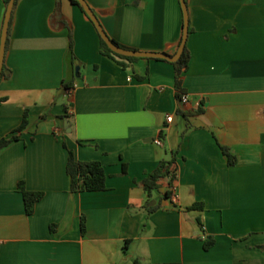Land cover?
I'll use <instances>...</instances> for the list:
<instances>
[{
	"label": "crops",
	"instance_id": "1",
	"mask_svg": "<svg viewBox=\"0 0 264 264\" xmlns=\"http://www.w3.org/2000/svg\"><path fill=\"white\" fill-rule=\"evenodd\" d=\"M86 2L120 44L177 53L180 0ZM186 5L184 103L170 62L121 67L101 53L95 25L71 0L18 1L0 81V139L20 129L26 111L28 123L0 151V264H264V0ZM5 12L0 0V44ZM65 144L77 160L104 165L106 190L71 191ZM174 156L175 193L163 199L164 184L149 203L162 207L150 214L142 181ZM21 181L45 194L31 216ZM196 204L203 208L189 210ZM208 237L215 244L206 250Z\"/></svg>",
	"mask_w": 264,
	"mask_h": 264
},
{
	"label": "trees",
	"instance_id": "2",
	"mask_svg": "<svg viewBox=\"0 0 264 264\" xmlns=\"http://www.w3.org/2000/svg\"><path fill=\"white\" fill-rule=\"evenodd\" d=\"M18 1L19 0H15V5H14L13 12H12L11 20H10L8 37H7V42H6V52H7L8 45H9L10 30L12 26L13 17H14V11L18 4ZM71 1L73 4H76L77 6H79L80 9L87 16L84 9L78 3L77 0H71ZM9 2L10 0H4L6 11H7V6ZM57 10L58 11L60 10L59 1L57 4ZM5 15H6V12H5ZM88 19L90 18L88 17ZM191 32H192V28L190 27V21H189V34ZM182 39H183V34L180 39L178 49L181 46ZM111 40L116 45L120 46L121 48L128 49V50H135V49H132V48H129V47H126L120 44L113 38H111ZM70 47H71V50L73 51L72 39H71ZM100 48H101V53L103 55L108 56L109 58L113 59L123 68H126L130 63L136 62L141 59L149 60V58L124 57V56L118 55L108 47V45L104 42V40L101 37H100ZM6 52H5V55H6ZM190 60H191V52L188 49L187 43H186V46H185V49L182 55L177 61L170 62L168 60H163L166 62H170L174 66L176 97L180 101H182L183 95L186 94V90L183 87V76H184V73L189 68ZM73 61L75 63L74 55H73ZM5 70H8V69H7L5 60H4V71L2 74V78L8 76L5 73ZM148 76L149 74L147 73L146 76H138L137 78L140 80H144ZM63 88L65 91H67L68 94H70V91L73 89V86L71 84H64ZM6 100H7L6 98H0V106ZM197 112L199 113L201 111H197ZM194 113L195 112H187V113H184V115L188 117ZM61 119H66V120L71 121L73 117L69 114H66L62 116ZM27 123H28V112L26 111L22 125L20 129L17 130V132L22 131V129L27 125ZM15 133L12 134V136L10 137H5V138L0 139V151H2L8 145H10L11 143L19 139V137L15 135ZM65 148L68 150L67 173L71 180V191L80 193V192H98V191L106 190L107 189V184H106L107 174H106L104 165L100 161H79L76 159L74 152L71 149H69L66 144H65ZM220 148L223 154L227 157L228 164L230 166H234L236 164V157L231 153L230 149L225 146H220ZM177 181H178V166L176 164L175 156L169 161L162 160L153 171H151L150 173L146 175V177L142 181V184H143L144 191L148 196V202H147L146 208L150 214L154 213L155 211H157L158 209L162 207L161 201H159L155 206L149 207V203L152 201V198L154 197V195L159 192V190L164 186V184H166L167 190L164 193L163 199H171L175 193V187H176ZM18 188L23 196L26 214L28 216H31L35 211L36 205L44 198L45 194L44 192H41V191L28 190L26 188L25 183L22 181L18 183ZM202 208H203L202 204H196L189 210L202 209ZM81 227H82V233L85 234L86 232V218L85 217L82 218ZM128 243L129 242L127 241L125 248H127ZM214 244H215V240L211 237H208L205 241L204 247L206 250H209ZM163 264H181V263H163Z\"/></svg>",
	"mask_w": 264,
	"mask_h": 264
},
{
	"label": "water",
	"instance_id": "3",
	"mask_svg": "<svg viewBox=\"0 0 264 264\" xmlns=\"http://www.w3.org/2000/svg\"><path fill=\"white\" fill-rule=\"evenodd\" d=\"M77 1L82 6V8L84 9L87 16L90 18V20L95 25L100 37L104 40V42L108 45V47L118 55H121L124 57L160 59V60H168L170 62H175L180 58V56L182 55V53L185 49V46H186V43L188 40V36H189V13H188V8H187L185 0H180L182 10H183V15H184L183 39H182L181 46L179 47V49L175 55H168L166 53L142 52V51H137V50H128V49L121 48L120 46L116 45L111 40L109 35L106 33V31L102 27L98 17L94 13V11L91 9V7L88 5L86 0H77ZM14 5H15V0H10L9 4L7 6V11H6L4 24H3V28H2V36H1V44H0V81L2 78L3 71H4L6 42H7L9 25H10V20H11L12 12L14 9ZM77 70H78V68H77ZM5 73H8V71L5 70ZM65 129L69 133L71 132V127H70L69 121L65 122Z\"/></svg>",
	"mask_w": 264,
	"mask_h": 264
},
{
	"label": "built area",
	"instance_id": "4",
	"mask_svg": "<svg viewBox=\"0 0 264 264\" xmlns=\"http://www.w3.org/2000/svg\"><path fill=\"white\" fill-rule=\"evenodd\" d=\"M188 101H189L188 96H187V95H183V97H182V102L187 103ZM173 119H174V117L171 115V116H169V117L167 118V122H168V123H172V122H173ZM155 143H156L157 145H159V146H162V145H163V141H162L161 138L156 139V140H155Z\"/></svg>",
	"mask_w": 264,
	"mask_h": 264
}]
</instances>
